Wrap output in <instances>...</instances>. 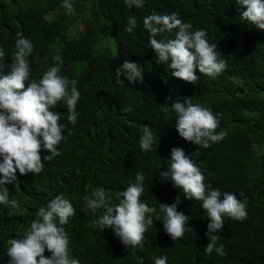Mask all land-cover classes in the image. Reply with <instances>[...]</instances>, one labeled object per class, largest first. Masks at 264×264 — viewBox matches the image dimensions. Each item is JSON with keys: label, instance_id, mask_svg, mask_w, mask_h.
<instances>
[{"label": "trees", "instance_id": "trees-1", "mask_svg": "<svg viewBox=\"0 0 264 264\" xmlns=\"http://www.w3.org/2000/svg\"><path fill=\"white\" fill-rule=\"evenodd\" d=\"M71 2L75 16L66 14L63 0H0L5 64H11L15 40L23 35L34 44L29 58L31 79L38 81L54 64L52 57L60 55V74L77 79L81 93L75 125L67 120L66 105L50 109L62 114L61 155L46 161L39 175L22 176L17 170L19 182L5 185L20 208L0 205V240L38 219L39 207H46L60 193L76 208V215L65 225L71 240L86 230L93 234L91 221L104 210L92 214L85 209L83 197L103 187L116 205L120 192L135 182L139 172L145 177L140 199L154 210V224L145 233L143 247L134 250L119 241L97 250L86 232L73 246L81 264H146L159 256H167V264H264V30L241 19L243 9L236 0H145L142 9L128 8L124 0ZM153 11L176 12L193 25V31L205 29L227 68L216 78L196 69L200 77L196 85L172 76L171 61L158 62L143 28V18ZM130 16L139 25L131 34L124 30ZM174 36L175 30L157 38ZM125 60L139 63L143 83L116 76ZM9 71L5 67L0 75ZM188 97L217 116L216 132L226 133L222 141L204 149L179 136L171 104ZM145 125L156 135L149 152L141 150L139 143ZM173 147L183 148L194 160L206 185L247 201V219L224 217L223 229L212 233L220 236L217 246L224 245V257L215 251L210 256L205 253L210 220L202 202L185 198L182 190L160 176L170 166ZM48 154L41 152L42 157ZM177 196L181 200L177 210L188 215L189 221L184 238L174 241L164 230L159 205L172 204ZM45 255L51 254L46 250Z\"/></svg>", "mask_w": 264, "mask_h": 264}, {"label": "clouds", "instance_id": "clouds-1", "mask_svg": "<svg viewBox=\"0 0 264 264\" xmlns=\"http://www.w3.org/2000/svg\"><path fill=\"white\" fill-rule=\"evenodd\" d=\"M124 3L128 8L142 9L145 0H124ZM236 3L243 9L240 12L243 21L264 30V0H236ZM62 7L67 15H76L71 0H63ZM138 26L137 18L130 16L124 30L131 34ZM143 28L149 33L148 42L158 62L171 61L168 67L174 70L172 76L175 78L196 85L200 79L196 69L200 74L216 78L227 68V62L220 58L221 52L217 51V44L207 39L206 30L193 31V25L184 22L176 12L158 14L153 11L143 18ZM174 30V38H157ZM15 49L11 64L6 65L7 56L0 46V73L5 67H10L7 74L0 75V205L19 209V201L11 198L5 185L19 182L17 170L22 176L29 173L39 175L44 171L46 161L61 155L58 145L64 139V125L60 123L62 114L50 109H55L60 103L66 105L67 120L75 125L81 93L77 79L69 80L60 74L63 64L60 55L52 57L54 64L35 81L31 79L29 59L34 52V44L23 35H18ZM115 72L117 77L124 75L131 83L144 81V70L137 62L125 60ZM120 83L124 81L120 79ZM171 107L176 113L175 129L185 141L207 149L225 138L226 133L216 132L219 126L217 116L210 108L194 104L191 97L184 102L176 100ZM155 141L156 135L145 125L139 142L141 150L152 151ZM42 150L49 154L42 157ZM170 161L168 170L160 172L161 178L170 180L176 189L182 190L185 198L201 201V207L210 220L205 233L209 239L205 253L210 256L215 251L221 257L226 256L224 245L217 246L220 236L212 233L223 229L224 217L236 221L247 219V201L238 199L234 193L222 194L219 189L206 185L204 174L183 148H171ZM144 180V175L137 172L135 182L120 192L116 205L110 203L111 197L103 187L83 197L85 209L92 214L104 210L98 219L91 221L95 232L89 234L86 230L82 233L87 232L86 236L97 250L119 241L134 250L143 247L145 233L154 224L153 208L140 199L145 191ZM180 203L177 196L174 203L159 205L160 212L164 214V230L174 241L184 238L188 231V215L177 210ZM75 215L76 208L64 194L56 195L46 207H39L36 213L38 219L29 220L24 229L4 241L0 240V264H81L73 253V246L83 235L72 241L65 229ZM156 219L160 220V217ZM46 250L50 256L45 255ZM167 261V256H159L146 264H167Z\"/></svg>", "mask_w": 264, "mask_h": 264}, {"label": "rangeland", "instance_id": "rangeland-1", "mask_svg": "<svg viewBox=\"0 0 264 264\" xmlns=\"http://www.w3.org/2000/svg\"><path fill=\"white\" fill-rule=\"evenodd\" d=\"M81 28H83V30H84L85 27L83 26V27H81Z\"/></svg>", "mask_w": 264, "mask_h": 264}]
</instances>
